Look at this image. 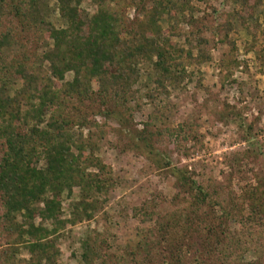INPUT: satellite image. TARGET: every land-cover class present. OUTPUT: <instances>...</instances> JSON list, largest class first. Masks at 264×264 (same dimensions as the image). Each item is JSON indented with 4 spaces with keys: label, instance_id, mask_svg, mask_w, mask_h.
Wrapping results in <instances>:
<instances>
[{
    "label": "trees",
    "instance_id": "16d2710c",
    "mask_svg": "<svg viewBox=\"0 0 264 264\" xmlns=\"http://www.w3.org/2000/svg\"><path fill=\"white\" fill-rule=\"evenodd\" d=\"M122 1L92 0L95 9L89 12L82 0H55L65 22L56 27L43 17L41 0H0V264H14L19 247L28 253L24 264H58L60 232L75 222V217L62 216L63 194L71 195L77 188L82 194L81 213L90 219L118 183L112 167L95 153L106 133L88 117L94 106L119 115L120 125L129 130L132 95L140 98L133 86L142 84V96L150 99L154 112L139 132V142L152 146L149 126L154 122L157 136L168 132L189 140L191 133H197L186 122L167 129L166 106L158 99L185 79L187 67L209 58L204 51L207 40L202 31H193L191 23L184 32L194 37L184 53L187 64L178 62L181 51L167 39L166 32L174 29L171 10L193 13L190 1L128 0L136 6L132 19L122 12ZM241 5L249 8L240 14L244 20H254L260 6L264 12V0H241ZM165 22L170 24L166 29ZM37 30L45 31L50 43L40 53L31 51L21 36ZM144 66L149 68L146 76ZM67 73H72L71 80L65 79ZM91 80L97 82V91ZM66 102L78 112L76 119L59 108ZM171 168L178 199L174 211L162 214L145 204L135 208L151 226L134 246L110 254L104 240L86 238L82 260L264 264V249L253 239V225L264 224V197L258 188L245 190L240 199L223 201L186 168ZM248 253L255 259L247 260Z\"/></svg>",
    "mask_w": 264,
    "mask_h": 264
},
{
    "label": "rangeland",
    "instance_id": "374dc122",
    "mask_svg": "<svg viewBox=\"0 0 264 264\" xmlns=\"http://www.w3.org/2000/svg\"><path fill=\"white\" fill-rule=\"evenodd\" d=\"M189 1L193 13L185 11L181 15L171 10L170 23L174 29L166 32L167 39L181 51L178 62L187 64L184 53L193 46L194 37L188 38L184 32L191 23L193 31H202L207 40L204 51L209 58L187 67L185 79L177 86L168 87V93H162L158 99L167 108L164 110L167 129L186 122L191 126L189 129L197 133H191L189 140L178 139L168 132L157 136L154 122L149 126L152 146L139 142V132L148 115L154 112L150 99L142 96V84L133 86L140 98L131 94L134 99L130 102L129 130L120 125L119 115L107 114L106 108L94 106L90 110L93 112L88 111V117L106 133V140L95 153L112 167L118 183L109 190L107 199H103L90 219L81 213L82 194L77 188L71 195L63 194L62 216L75 217V222H68L60 232L58 264H90L82 260V241L86 238L104 240L103 247L110 254L134 246L151 226L150 222L141 220L135 208L145 204L151 211L162 214L175 209L174 201L178 199H174L172 166L186 168L197 183L218 193L223 201L230 197L240 199L244 191L252 187L258 188L256 191L264 197L263 6L256 10L254 20H244L240 14L248 13L249 8H242L241 0ZM81 4L89 12L95 9L92 0H82ZM121 4L122 12L129 19L137 15L134 3L124 0ZM39 8L45 20L56 27L65 25L55 0H41ZM168 23L163 24L165 29ZM21 36L36 53L50 44L43 30L25 31ZM148 71L144 66L143 76ZM65 79L71 80L72 73H67ZM90 84L94 91L98 90L95 80ZM58 106L76 119L78 112L71 102ZM87 133L84 128L83 134ZM77 206L79 208H75ZM253 226L258 232L253 239L264 249V224ZM27 258L25 248L19 247L14 264H24ZM246 259L254 260L255 256L248 253ZM92 264L98 262L94 260Z\"/></svg>",
    "mask_w": 264,
    "mask_h": 264
}]
</instances>
